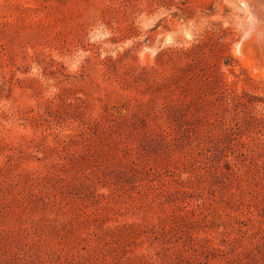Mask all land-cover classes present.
Returning a JSON list of instances; mask_svg holds the SVG:
<instances>
[{"label": "rangeland", "instance_id": "obj_1", "mask_svg": "<svg viewBox=\"0 0 264 264\" xmlns=\"http://www.w3.org/2000/svg\"><path fill=\"white\" fill-rule=\"evenodd\" d=\"M246 5L0 0V264H264Z\"/></svg>", "mask_w": 264, "mask_h": 264}, {"label": "bare ground", "instance_id": "obj_2", "mask_svg": "<svg viewBox=\"0 0 264 264\" xmlns=\"http://www.w3.org/2000/svg\"><path fill=\"white\" fill-rule=\"evenodd\" d=\"M244 2V1H243ZM247 2V5H246V7H249L250 6V8H251V11H254L255 9H258V7L257 6H255V5H253L252 3H249L248 1H246ZM244 8V7H243ZM245 11V10H244ZM246 12V11H245ZM258 12V11H257ZM248 13V12H247ZM255 14V16H256V12H254ZM259 13V12H258ZM248 15V14H247ZM249 15H251L250 13H249ZM252 16V15H251ZM252 18V17H251ZM255 18V17H254ZM255 19H257V18H255ZM252 20V19H251ZM258 20L261 22V25L263 26L264 25V21H262L261 20V18H260V15H258ZM258 21V22H259ZM252 22H254V21H252ZM252 22L250 23V25H248L247 26V30H246V34H245V36L246 37H249V38H251V34L252 33H254V31H257L258 29V37H257V39L256 40H253V38H252V40L250 39H248L245 43H243L241 46H242V48H243V51H244V53H247L248 51L251 53V54H253V55H257L258 57H262V59L264 58V49H263V44H264V27H261V25H260V28L258 27V29H253V24H252ZM255 23V22H254ZM258 24H260V23H257V25ZM254 25H256V24H254ZM246 37H245V39H246ZM255 37V36H254ZM240 46V47H241ZM240 49V48H239ZM242 50V49H241ZM264 60V59H263ZM264 64V63H263ZM253 66V65H252ZM260 76V75H259Z\"/></svg>", "mask_w": 264, "mask_h": 264}, {"label": "water", "instance_id": "obj_3", "mask_svg": "<svg viewBox=\"0 0 264 264\" xmlns=\"http://www.w3.org/2000/svg\"><path fill=\"white\" fill-rule=\"evenodd\" d=\"M245 1H248L249 3H252L253 5L258 7V11L260 12V18L262 21H264V0H245ZM263 49H264V44H263Z\"/></svg>", "mask_w": 264, "mask_h": 264}]
</instances>
